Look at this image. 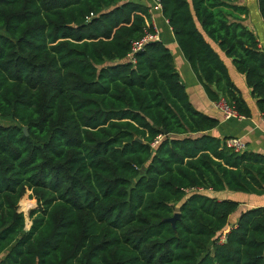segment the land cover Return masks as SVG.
<instances>
[{
  "label": "trees",
  "instance_id": "16d2710c",
  "mask_svg": "<svg viewBox=\"0 0 264 264\" xmlns=\"http://www.w3.org/2000/svg\"><path fill=\"white\" fill-rule=\"evenodd\" d=\"M235 1L160 7L207 97L251 115L215 45L264 117V50ZM154 31L139 2L0 0V264H264V205L214 195H264V154L209 134L163 42L129 60Z\"/></svg>",
  "mask_w": 264,
  "mask_h": 264
},
{
  "label": "crops",
  "instance_id": "0c3cea01",
  "mask_svg": "<svg viewBox=\"0 0 264 264\" xmlns=\"http://www.w3.org/2000/svg\"><path fill=\"white\" fill-rule=\"evenodd\" d=\"M129 1L139 2L149 7L152 23L159 31V40L170 49L180 80L185 86L191 104L202 113L218 119V125L211 129L209 134L219 138L239 137L246 143V150L264 154V134L258 127L261 114L257 110L255 98L252 96L250 88H248L245 83L244 75L236 71L232 60L226 57L225 54L214 45V48L227 67L231 80L250 110L251 115L240 120L235 118H224L216 104L207 97L202 84L198 81L195 73L180 51L167 20L161 14V9L154 6L153 0ZM234 4L247 8V14L241 15L243 18L242 23L254 33L258 40V46L264 50V21L260 15L257 0H236ZM154 14L156 15L155 22L153 18ZM215 194L218 193H214V195ZM219 194H224V191L219 192ZM239 196L240 197L234 198L243 208L264 205V195L256 196L245 193ZM236 219L237 217H235L233 222H235Z\"/></svg>",
  "mask_w": 264,
  "mask_h": 264
},
{
  "label": "built area",
  "instance_id": "2783aa9c",
  "mask_svg": "<svg viewBox=\"0 0 264 264\" xmlns=\"http://www.w3.org/2000/svg\"><path fill=\"white\" fill-rule=\"evenodd\" d=\"M154 6L161 9L160 0H153ZM155 29V26H154ZM160 38L159 32L155 29L154 33H145V35L139 39L131 42V49L128 54V58L131 61H134V54L138 51H141L145 44L149 41H158ZM217 108L221 111L224 118H235V119H244L245 116L238 113V111L233 107L228 105L223 99H220L217 102H214ZM259 129L264 134V117L261 116L260 122L258 124ZM224 146L228 149L233 150L236 153H242L246 150V143L239 137H227L223 141ZM223 238V237H222Z\"/></svg>",
  "mask_w": 264,
  "mask_h": 264
},
{
  "label": "rangeland",
  "instance_id": "374dc122",
  "mask_svg": "<svg viewBox=\"0 0 264 264\" xmlns=\"http://www.w3.org/2000/svg\"><path fill=\"white\" fill-rule=\"evenodd\" d=\"M155 17H156V15L154 14L153 15L154 22H155ZM155 29L157 30V32H159L156 27H155ZM13 123H14V121L13 120H10V119H2V118L0 119V124H3V125L13 124ZM30 193L31 192L29 190H27L25 192V194L23 195V197L20 199L19 203H18V210L22 211L25 214V216H26V228H29V226H30V219L28 217L29 212L36 207V200L32 196H30ZM244 194L245 193L242 194L241 192H234V191L225 190L224 191V194H219L218 193V194H215V195H217L218 198L219 197H224V198H228V199L235 200L234 197H240L239 195H244ZM22 200H24L26 203H29V202L32 203L31 206L30 207H27L26 209H23L22 206H20V202ZM240 207H241V205H240ZM241 208H243V207H241ZM238 211H239V209H238ZM238 211L235 212V214L231 217V221H234L235 220V217L237 216Z\"/></svg>",
  "mask_w": 264,
  "mask_h": 264
},
{
  "label": "water",
  "instance_id": "95a60500",
  "mask_svg": "<svg viewBox=\"0 0 264 264\" xmlns=\"http://www.w3.org/2000/svg\"><path fill=\"white\" fill-rule=\"evenodd\" d=\"M24 132L26 133V128H24ZM178 217V213H175V215L172 218H169L168 220L172 223V225L174 224L175 219Z\"/></svg>",
  "mask_w": 264,
  "mask_h": 264
}]
</instances>
